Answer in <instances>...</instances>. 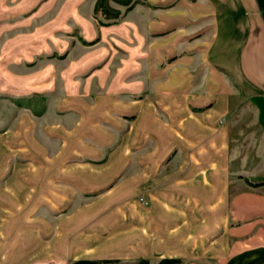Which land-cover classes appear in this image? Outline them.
<instances>
[{
  "label": "crops",
  "instance_id": "0c3cea01",
  "mask_svg": "<svg viewBox=\"0 0 264 264\" xmlns=\"http://www.w3.org/2000/svg\"><path fill=\"white\" fill-rule=\"evenodd\" d=\"M81 2L65 72L0 55V264H264V0Z\"/></svg>",
  "mask_w": 264,
  "mask_h": 264
},
{
  "label": "rangeland",
  "instance_id": "374dc122",
  "mask_svg": "<svg viewBox=\"0 0 264 264\" xmlns=\"http://www.w3.org/2000/svg\"><path fill=\"white\" fill-rule=\"evenodd\" d=\"M10 13L16 14V16L11 17V15H9ZM18 13H22L23 16L17 15ZM87 13V4L81 2V0H26L22 5H2L0 7V15H4V17L0 18L1 28H14V30H16V37L21 33H25L24 40H30L31 43H34L35 40H41V43L46 48L45 50L39 51L40 53L37 51L21 52V49L1 52L0 55L2 57L9 58L13 55L16 60H20L21 62V67L5 68L4 73H22L24 68L28 70L30 68L33 69L38 68V66H43L48 69V73L53 74V72L56 71L54 68L55 64L57 65V70L59 66H61L63 72H65L70 65L66 64L68 61L71 59L80 60L92 50L101 48L102 45L99 38L95 39L93 43H83L81 41L82 38L87 37L86 33H88L89 29L88 24L91 25L90 28L96 33V29L92 27V23L96 25L97 20L82 18L86 16ZM59 32L61 33L59 34ZM34 33H37V35L34 36ZM58 38L63 40V49L69 47V54L67 56L58 57L54 54L61 52L54 49L58 45ZM74 43H77V45L73 46V49L70 50L71 44L74 45ZM119 52L120 51H117L115 53L122 54ZM35 54H37L36 56L38 57H36ZM22 59H31L34 61L27 64L25 63L26 60L22 62ZM38 61H41L42 64L39 65L37 63ZM23 64L26 65L23 66ZM90 70L91 68L87 71L89 72ZM87 71L79 72L80 81L86 76ZM9 79L8 77L4 79L0 78V115L6 110L9 102L13 104L22 102L21 96L12 93V83H8ZM147 205L150 206L151 204L149 203ZM145 215L146 213H144V217Z\"/></svg>",
  "mask_w": 264,
  "mask_h": 264
},
{
  "label": "built area",
  "instance_id": "2783aa9c",
  "mask_svg": "<svg viewBox=\"0 0 264 264\" xmlns=\"http://www.w3.org/2000/svg\"><path fill=\"white\" fill-rule=\"evenodd\" d=\"M141 200L144 201L145 203H148V200L146 199L145 196H142V197H141Z\"/></svg>",
  "mask_w": 264,
  "mask_h": 264
}]
</instances>
